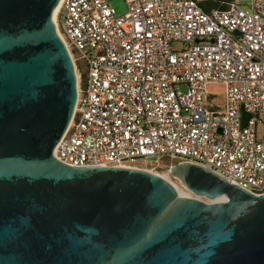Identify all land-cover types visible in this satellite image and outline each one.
Returning <instances> with one entry per match:
<instances>
[{"label": "water", "instance_id": "water-1", "mask_svg": "<svg viewBox=\"0 0 264 264\" xmlns=\"http://www.w3.org/2000/svg\"><path fill=\"white\" fill-rule=\"evenodd\" d=\"M61 2L0 0V264H264V195L187 161L169 174L195 196L54 156L78 97Z\"/></svg>", "mask_w": 264, "mask_h": 264}, {"label": "built area", "instance_id": "built-area-1", "mask_svg": "<svg viewBox=\"0 0 264 264\" xmlns=\"http://www.w3.org/2000/svg\"><path fill=\"white\" fill-rule=\"evenodd\" d=\"M111 1L62 0L56 23L78 97L54 156L145 170L187 161L264 195V0L211 11L198 0H124L123 15ZM210 85L224 87L222 104Z\"/></svg>", "mask_w": 264, "mask_h": 264}, {"label": "rangeland", "instance_id": "rangeland-1", "mask_svg": "<svg viewBox=\"0 0 264 264\" xmlns=\"http://www.w3.org/2000/svg\"><path fill=\"white\" fill-rule=\"evenodd\" d=\"M112 7L116 10L118 15H123L127 11V6L125 4L124 0H112L111 1ZM175 48H180L179 45H174ZM78 66V62H76ZM83 75V74H82ZM81 84H84L85 78L81 76ZM208 92L213 94V102L214 104H222L224 102V87L222 85H210L208 87ZM257 134L259 138H262L264 136V124L262 122H258L257 125ZM176 164L175 162L168 163V162H162L160 164L154 165V166H147L144 168L153 171L154 173L166 178L167 180L171 181L174 185L185 191L188 196H195L193 193L182 187L178 181L174 180L170 174L169 169L171 166Z\"/></svg>", "mask_w": 264, "mask_h": 264}, {"label": "trees", "instance_id": "trees-1", "mask_svg": "<svg viewBox=\"0 0 264 264\" xmlns=\"http://www.w3.org/2000/svg\"><path fill=\"white\" fill-rule=\"evenodd\" d=\"M205 11L214 9H226L233 0H198ZM82 76L86 79V74L82 70ZM176 163V162H175Z\"/></svg>", "mask_w": 264, "mask_h": 264}, {"label": "bare ground", "instance_id": "bare-ground-1", "mask_svg": "<svg viewBox=\"0 0 264 264\" xmlns=\"http://www.w3.org/2000/svg\"><path fill=\"white\" fill-rule=\"evenodd\" d=\"M61 4H62V2H61ZM61 4H60V6H59V8H58V10H57V12H56V14H55V16H54V19H55V20H56V17H57L58 12H59V10H60Z\"/></svg>", "mask_w": 264, "mask_h": 264}]
</instances>
